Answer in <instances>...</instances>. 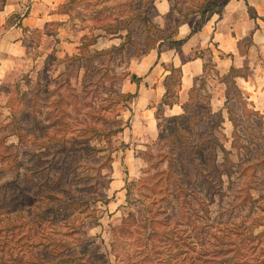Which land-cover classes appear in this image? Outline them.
Listing matches in <instances>:
<instances>
[{"label":"rangeland","instance_id":"rangeland-1","mask_svg":"<svg viewBox=\"0 0 264 264\" xmlns=\"http://www.w3.org/2000/svg\"><path fill=\"white\" fill-rule=\"evenodd\" d=\"M225 1L0 0V264H264L251 42L184 101L165 78L151 126L136 105V63Z\"/></svg>","mask_w":264,"mask_h":264},{"label":"crops","instance_id":"crops-1","mask_svg":"<svg viewBox=\"0 0 264 264\" xmlns=\"http://www.w3.org/2000/svg\"><path fill=\"white\" fill-rule=\"evenodd\" d=\"M223 6L221 15L202 19L196 25L187 19L180 22L173 35L174 40L181 41L177 48L148 53L136 63L137 72L145 82L138 90L136 105L148 118L152 116L153 108L147 104L160 100L166 91L165 78L175 71L179 72L177 97L179 100L183 97L184 101L204 74L205 63L210 58L219 75L235 66L233 55L239 52V42L249 40L251 48L264 59V0H228ZM13 62L0 61V84ZM176 105L174 103L169 109L172 111ZM147 122L151 126V118Z\"/></svg>","mask_w":264,"mask_h":264},{"label":"trees","instance_id":"trees-1","mask_svg":"<svg viewBox=\"0 0 264 264\" xmlns=\"http://www.w3.org/2000/svg\"><path fill=\"white\" fill-rule=\"evenodd\" d=\"M228 0H226L225 2H224V4L227 2ZM186 20V18L183 20V21H185ZM181 44V41H177V45H180ZM167 105H171V104H167Z\"/></svg>","mask_w":264,"mask_h":264}]
</instances>
